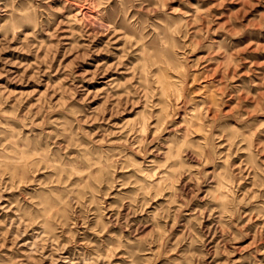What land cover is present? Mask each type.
I'll use <instances>...</instances> for the list:
<instances>
[{"label": "rangeland", "instance_id": "374dc122", "mask_svg": "<svg viewBox=\"0 0 264 264\" xmlns=\"http://www.w3.org/2000/svg\"><path fill=\"white\" fill-rule=\"evenodd\" d=\"M0 264H264V0H0Z\"/></svg>", "mask_w": 264, "mask_h": 264}]
</instances>
